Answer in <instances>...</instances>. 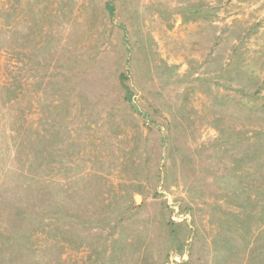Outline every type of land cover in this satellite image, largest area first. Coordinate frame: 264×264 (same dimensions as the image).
Masks as SVG:
<instances>
[{
	"label": "rangeland",
	"instance_id": "obj_1",
	"mask_svg": "<svg viewBox=\"0 0 264 264\" xmlns=\"http://www.w3.org/2000/svg\"><path fill=\"white\" fill-rule=\"evenodd\" d=\"M259 143L264 0H0L17 264H264Z\"/></svg>",
	"mask_w": 264,
	"mask_h": 264
},
{
	"label": "trees",
	"instance_id": "obj_2",
	"mask_svg": "<svg viewBox=\"0 0 264 264\" xmlns=\"http://www.w3.org/2000/svg\"><path fill=\"white\" fill-rule=\"evenodd\" d=\"M255 133L258 134L260 132H255ZM260 152L262 154H264V143H261V144L259 143L258 149H253V151L250 153L251 158L255 157L256 159H258V156L259 157L261 156ZM44 158L47 159V156L44 155ZM261 162L264 163V160H262ZM26 169L28 171V168H26ZM28 173H29V171H28ZM21 174H22V171H21ZM29 176H30V174H29ZM16 187L17 186H14L12 188L15 189ZM16 190L18 192H20V193L25 194L22 191H25L26 189L23 187V190L21 191L17 187ZM35 192H36V189H35ZM0 194H1V192H0ZM16 196H19L21 198L23 195H21L19 193H16ZM42 196L43 195H41V197ZM1 199H3V198H1ZM3 202H4V199L0 200V203H3ZM7 202H9V206H10L11 209L19 210V207H20V202L19 201L18 202H16V201H13V202L12 201H7ZM24 228H25L24 226H20V225L16 224L15 227H13L12 229H9V227L7 225V226H4V230L0 232V254L3 253V256L7 257L9 260H11L10 262H13L14 264H17L20 261V257L24 256V253L22 252V250L25 251V249H26L29 252H32L33 254L35 253L34 252L35 248L34 247L31 248V246L34 245L32 243V241H31V239H30L31 237L27 236L24 233ZM6 230H7V232H6ZM18 248L19 249L22 248V249L19 251ZM19 264H21V263H19Z\"/></svg>",
	"mask_w": 264,
	"mask_h": 264
}]
</instances>
